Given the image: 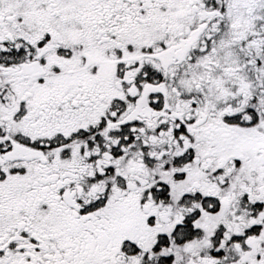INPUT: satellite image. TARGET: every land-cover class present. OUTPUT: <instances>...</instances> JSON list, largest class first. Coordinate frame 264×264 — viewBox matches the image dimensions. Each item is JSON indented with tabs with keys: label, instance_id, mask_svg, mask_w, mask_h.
Masks as SVG:
<instances>
[{
	"label": "snow or ice",
	"instance_id": "6c2138e0",
	"mask_svg": "<svg viewBox=\"0 0 264 264\" xmlns=\"http://www.w3.org/2000/svg\"><path fill=\"white\" fill-rule=\"evenodd\" d=\"M0 264H264V0H0Z\"/></svg>",
	"mask_w": 264,
	"mask_h": 264
}]
</instances>
